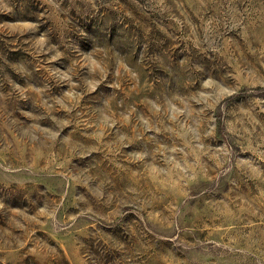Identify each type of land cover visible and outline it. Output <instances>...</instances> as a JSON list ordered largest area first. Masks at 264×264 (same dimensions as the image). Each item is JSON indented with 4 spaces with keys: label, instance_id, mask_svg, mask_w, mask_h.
Listing matches in <instances>:
<instances>
[{
    "label": "rangeland",
    "instance_id": "374dc122",
    "mask_svg": "<svg viewBox=\"0 0 264 264\" xmlns=\"http://www.w3.org/2000/svg\"><path fill=\"white\" fill-rule=\"evenodd\" d=\"M0 264H264V0H0Z\"/></svg>",
    "mask_w": 264,
    "mask_h": 264
}]
</instances>
